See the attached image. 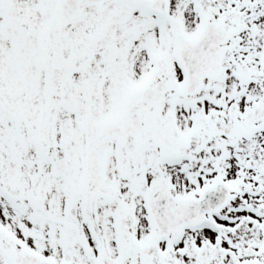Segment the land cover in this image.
I'll use <instances>...</instances> for the list:
<instances>
[{"label":"snow or ice","instance_id":"1","mask_svg":"<svg viewBox=\"0 0 264 264\" xmlns=\"http://www.w3.org/2000/svg\"><path fill=\"white\" fill-rule=\"evenodd\" d=\"M0 264H264V0H0Z\"/></svg>","mask_w":264,"mask_h":264}]
</instances>
